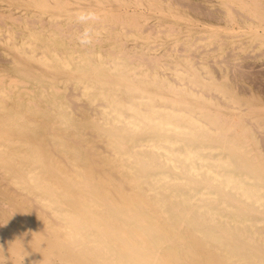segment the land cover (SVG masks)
<instances>
[{"label":"bare ground","instance_id":"obj_1","mask_svg":"<svg viewBox=\"0 0 264 264\" xmlns=\"http://www.w3.org/2000/svg\"><path fill=\"white\" fill-rule=\"evenodd\" d=\"M0 264H264V0H0Z\"/></svg>","mask_w":264,"mask_h":264}]
</instances>
